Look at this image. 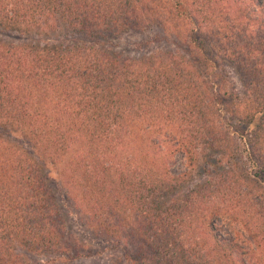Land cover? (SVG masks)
<instances>
[{"label": "trees", "instance_id": "obj_1", "mask_svg": "<svg viewBox=\"0 0 264 264\" xmlns=\"http://www.w3.org/2000/svg\"><path fill=\"white\" fill-rule=\"evenodd\" d=\"M154 25L185 48L109 45ZM70 213L126 264H264V0H0V264L98 253Z\"/></svg>", "mask_w": 264, "mask_h": 264}, {"label": "rangeland", "instance_id": "obj_2", "mask_svg": "<svg viewBox=\"0 0 264 264\" xmlns=\"http://www.w3.org/2000/svg\"><path fill=\"white\" fill-rule=\"evenodd\" d=\"M167 34L168 33L165 34L162 31L160 26L154 25L150 28H145L140 32L129 31L126 33L123 32L119 35H113L108 38V42L116 52H120L122 56L127 57L146 53L148 51H154L159 48L178 49L179 51L185 48L183 41L175 39L171 35ZM3 35H6L8 39H12V34ZM224 71L231 82V85L229 86L233 87L236 91H240L241 85L232 68L227 66L225 67ZM163 151V158L166 157L164 160L172 174L178 175L188 170L187 159L181 151H173L172 148L167 149L164 147ZM197 172L195 174H197ZM51 174L55 175V171L52 170ZM60 197L63 198L61 194ZM70 222L72 229H74L76 233L79 234V236L84 238L85 241L92 246L94 251H98L96 254L76 259L70 264H126L123 262L121 257H119L116 251L110 250L107 247V244L103 240L93 237L83 231L82 227L77 221V218L73 214H71ZM20 253L22 255L20 257L22 264H44L45 262L43 257L25 251L24 249L20 250Z\"/></svg>", "mask_w": 264, "mask_h": 264}]
</instances>
